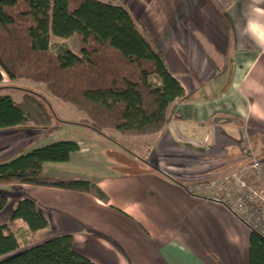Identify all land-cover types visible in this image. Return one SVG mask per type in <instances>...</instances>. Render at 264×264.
I'll return each mask as SVG.
<instances>
[{"label":"crops","instance_id":"obj_1","mask_svg":"<svg viewBox=\"0 0 264 264\" xmlns=\"http://www.w3.org/2000/svg\"><path fill=\"white\" fill-rule=\"evenodd\" d=\"M116 3L129 10L186 91L162 131L133 137L141 138L136 151L166 177L154 171L120 172L112 161H102L100 173L89 176L59 172L46 163V175L90 181L106 198L28 184L0 185V192L9 193L0 227L9 225L17 203L29 198L48 222L36 243L71 234L75 251L95 264H250L253 230L219 198L194 187L242 168L251 153L264 161V0ZM9 84L4 78L1 85ZM10 90L21 91L9 88L1 94L20 103L23 95L16 100ZM53 131L0 130V164L67 140L47 142ZM91 134L97 138L68 140L80 150L57 165L87 167L95 149L102 154L127 150L117 142L120 135ZM258 186L264 189V179ZM15 223L27 230L24 222Z\"/></svg>","mask_w":264,"mask_h":264},{"label":"trees","instance_id":"obj_2","mask_svg":"<svg viewBox=\"0 0 264 264\" xmlns=\"http://www.w3.org/2000/svg\"><path fill=\"white\" fill-rule=\"evenodd\" d=\"M119 0H0V130L35 127L56 130L62 124H80L115 139L159 133L186 91L167 67L162 53L141 30ZM82 37L80 54L55 52L52 38ZM4 78L9 85H1ZM20 80L42 84L53 96L86 115L67 122L59 118L50 100L40 92L14 85ZM23 92L20 103L4 89ZM80 150L73 141L55 142L0 164V185L28 184L82 192L106 198L94 183L44 173L46 163H67ZM116 170L129 174L157 167L134 155L110 152ZM166 177V176H165ZM0 192V212L8 202ZM22 221L27 230L18 228ZM48 228L37 203H17L12 222L0 227V264H95L74 249L73 235L36 243ZM250 264H264V237L253 231Z\"/></svg>","mask_w":264,"mask_h":264},{"label":"rangeland","instance_id":"obj_3","mask_svg":"<svg viewBox=\"0 0 264 264\" xmlns=\"http://www.w3.org/2000/svg\"><path fill=\"white\" fill-rule=\"evenodd\" d=\"M84 47L82 37L79 35H74L71 38H62V37H53L52 38V48L55 52L64 50V49H70L74 51L77 54H80L82 48ZM7 79V78H6ZM16 87L22 88V89H29V90H34L36 92L43 93L52 103L54 109L56 110L59 118L63 121H69V122H77L82 120L84 113L74 107L73 105L64 102L60 100L59 98L53 96L51 93H49L42 84L34 83L28 80H20L14 83ZM19 94H15V93ZM9 93L13 94L16 100H19L20 95H23L22 91L18 90H10ZM86 118V117H85ZM88 132H82L79 129H76L72 124H62L60 127H58L56 130H54L52 133L48 134V141L47 142H55L58 140H71L73 138H77L78 136H83L84 137H89L88 134L90 135L91 133H96L95 131L87 130ZM82 133V134H81ZM88 133V134H87ZM92 135V134H91ZM96 135H98L96 133ZM100 136V135H99ZM89 138H97L96 136H91ZM141 138H133V137H127V136H119L118 143L121 145H125L127 150L121 149L116 151L114 149H108L104 154L98 153L95 149L93 153H91L89 157V163L87 164L88 168L86 167L85 164H69V165H60L57 163H53L52 165H56L57 169H59V172H65V173H73L79 174V175H86L89 176L92 173H100V168H103L104 164L102 161L107 162V161H112L110 159L109 153L112 151L119 152L120 154H125L128 155V157H132V153H135L137 157L147 158L146 154H141L138 153L136 150H138V144L140 143ZM103 141H106L105 138H103ZM96 147V146H95ZM130 152V153H129ZM260 158V157H259ZM145 161V160H144ZM116 163V162H114ZM264 163V161H263ZM56 169V168H55ZM50 170V169H48ZM53 170V169H51ZM202 184V183H200ZM199 184L195 185L194 188H198ZM202 191V190H201Z\"/></svg>","mask_w":264,"mask_h":264},{"label":"built area","instance_id":"obj_4","mask_svg":"<svg viewBox=\"0 0 264 264\" xmlns=\"http://www.w3.org/2000/svg\"><path fill=\"white\" fill-rule=\"evenodd\" d=\"M264 163L251 153L242 168L199 184L198 189L209 197L219 198L253 231L264 237Z\"/></svg>","mask_w":264,"mask_h":264}]
</instances>
